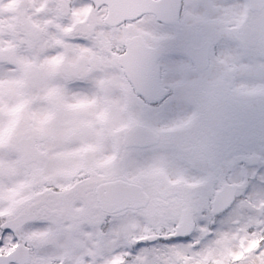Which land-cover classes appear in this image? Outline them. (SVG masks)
<instances>
[{
    "label": "snow or ice",
    "instance_id": "obj_1",
    "mask_svg": "<svg viewBox=\"0 0 264 264\" xmlns=\"http://www.w3.org/2000/svg\"><path fill=\"white\" fill-rule=\"evenodd\" d=\"M0 264H264V0H0Z\"/></svg>",
    "mask_w": 264,
    "mask_h": 264
}]
</instances>
